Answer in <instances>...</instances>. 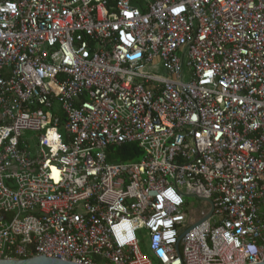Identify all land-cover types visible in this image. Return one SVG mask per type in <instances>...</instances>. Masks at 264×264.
Masks as SVG:
<instances>
[{
  "label": "built area",
  "instance_id": "obj_1",
  "mask_svg": "<svg viewBox=\"0 0 264 264\" xmlns=\"http://www.w3.org/2000/svg\"><path fill=\"white\" fill-rule=\"evenodd\" d=\"M210 202L182 264L261 263L264 0H0V260L179 264Z\"/></svg>",
  "mask_w": 264,
  "mask_h": 264
},
{
  "label": "water",
  "instance_id": "obj_2",
  "mask_svg": "<svg viewBox=\"0 0 264 264\" xmlns=\"http://www.w3.org/2000/svg\"><path fill=\"white\" fill-rule=\"evenodd\" d=\"M211 204V208L208 212L207 215H205L201 220H199L197 223H195L194 225L190 226L189 228L185 229L178 237H177V241L175 244V248L177 251V255H178V261L179 264H182V261L180 259V256L178 254V242L181 240V238L190 230L194 229L196 226H198L199 224H201L203 221H205L207 218H209L212 210H213V203L210 202ZM0 264H79V263H75L72 261H66V260H62V259H56V258H51V257H46L44 256H36V257H31V258H26V259H19V260H0ZM258 264H264V259L261 263Z\"/></svg>",
  "mask_w": 264,
  "mask_h": 264
},
{
  "label": "trees",
  "instance_id": "obj_3",
  "mask_svg": "<svg viewBox=\"0 0 264 264\" xmlns=\"http://www.w3.org/2000/svg\"><path fill=\"white\" fill-rule=\"evenodd\" d=\"M114 155L110 156V160H118L123 162H130L136 160L139 155V149L134 144L124 145L113 151Z\"/></svg>",
  "mask_w": 264,
  "mask_h": 264
},
{
  "label": "rangeland",
  "instance_id": "obj_4",
  "mask_svg": "<svg viewBox=\"0 0 264 264\" xmlns=\"http://www.w3.org/2000/svg\"><path fill=\"white\" fill-rule=\"evenodd\" d=\"M27 135H33V133H27ZM31 144L33 145V142H31ZM188 201L189 202H191V203H193L194 205H195V207H198V205H199V202H198V200L197 199H195V198H188Z\"/></svg>",
  "mask_w": 264,
  "mask_h": 264
}]
</instances>
